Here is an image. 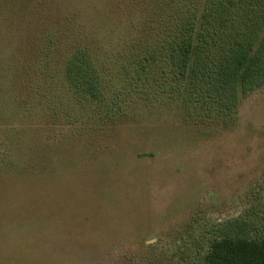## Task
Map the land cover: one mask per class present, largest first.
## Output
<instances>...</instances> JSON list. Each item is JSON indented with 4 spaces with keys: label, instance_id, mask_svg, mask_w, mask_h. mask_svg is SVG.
<instances>
[{
    "label": "rangeland",
    "instance_id": "obj_1",
    "mask_svg": "<svg viewBox=\"0 0 264 264\" xmlns=\"http://www.w3.org/2000/svg\"><path fill=\"white\" fill-rule=\"evenodd\" d=\"M169 2L0 0V264H204L264 240V86L226 115L163 62L126 83L204 0ZM77 51L103 101L72 86Z\"/></svg>",
    "mask_w": 264,
    "mask_h": 264
},
{
    "label": "trees",
    "instance_id": "obj_2",
    "mask_svg": "<svg viewBox=\"0 0 264 264\" xmlns=\"http://www.w3.org/2000/svg\"><path fill=\"white\" fill-rule=\"evenodd\" d=\"M196 7L171 17L167 33L157 35L154 45H146L132 71L125 69L126 83L138 86L148 80V75L142 78L147 69L163 62L177 81L187 79L197 98L208 97L220 113L231 115L239 87L248 94L264 86V0H204L200 17ZM96 69L88 54L77 51L68 62L67 75L76 92L103 101L105 84ZM177 87L173 85L171 91ZM204 264H264V240L213 241Z\"/></svg>",
    "mask_w": 264,
    "mask_h": 264
}]
</instances>
